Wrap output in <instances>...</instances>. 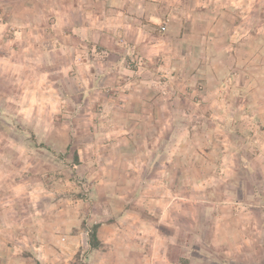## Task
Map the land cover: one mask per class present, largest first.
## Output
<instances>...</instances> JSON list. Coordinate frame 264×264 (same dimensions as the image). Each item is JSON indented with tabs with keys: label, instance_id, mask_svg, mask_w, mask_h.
Masks as SVG:
<instances>
[{
	"label": "rangeland",
	"instance_id": "rangeland-1",
	"mask_svg": "<svg viewBox=\"0 0 264 264\" xmlns=\"http://www.w3.org/2000/svg\"><path fill=\"white\" fill-rule=\"evenodd\" d=\"M104 1L0 0V264H264V0Z\"/></svg>",
	"mask_w": 264,
	"mask_h": 264
},
{
	"label": "crops",
	"instance_id": "crops-1",
	"mask_svg": "<svg viewBox=\"0 0 264 264\" xmlns=\"http://www.w3.org/2000/svg\"><path fill=\"white\" fill-rule=\"evenodd\" d=\"M104 1V0H103ZM105 2V1H104ZM139 80V79H137ZM142 80H140V84H141ZM139 86V85H138ZM132 92H129L128 94H126V96H131ZM148 93L144 92L141 95V98L146 99L147 98ZM145 223V222H144ZM162 223V221H151V222H147V224H151L152 225V230L150 231V234L145 235V233H141L140 235H136L137 231H135L134 229L136 227H138L136 225V223H131V222H125L123 220H115L112 222L113 225L110 226V228L114 229V234H119V237L121 235H125L126 232L124 229L128 230L129 232H134L132 235H130L129 239L132 240L129 243H122V244H127V247L125 249V252H131V253H137V252H144V248L143 245H141V242H137L138 237H145V236H152L155 240L159 239L161 246H160V257L156 260H159V264H170V261H172V258L170 257V253H169V248H170V241L172 239L171 235H168L166 233L163 232H158V227L157 224ZM103 228V227H100ZM118 230V231H117ZM136 232V233H135ZM96 236L97 239L100 241L99 236L97 235L96 232ZM155 243V242H154ZM156 246V243H155ZM96 250V248H94ZM124 252V253H125ZM4 254V257L6 258V262H4V264L9 263V264H25V258L20 256L19 254L14 255L11 251L7 250ZM145 255V254H142ZM136 257V256H135ZM14 260L16 262H14Z\"/></svg>",
	"mask_w": 264,
	"mask_h": 264
},
{
	"label": "trees",
	"instance_id": "trees-1",
	"mask_svg": "<svg viewBox=\"0 0 264 264\" xmlns=\"http://www.w3.org/2000/svg\"><path fill=\"white\" fill-rule=\"evenodd\" d=\"M76 160H78L77 159V157H76ZM89 241V245L92 247V248H97V247H99V245H100V241L97 239V236H96V231H95V226H94V229L92 230V232L90 233V235H89V239H88Z\"/></svg>",
	"mask_w": 264,
	"mask_h": 264
}]
</instances>
